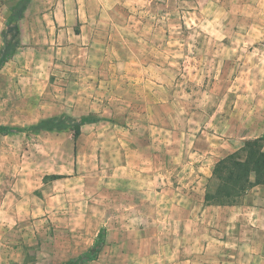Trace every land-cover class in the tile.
<instances>
[{
	"label": "rangeland",
	"instance_id": "rangeland-1",
	"mask_svg": "<svg viewBox=\"0 0 264 264\" xmlns=\"http://www.w3.org/2000/svg\"><path fill=\"white\" fill-rule=\"evenodd\" d=\"M100 2L0 0V125L25 129L0 133V264H64L102 229L80 264H249L228 219L264 213V183L205 194L264 134V0ZM54 118L87 122L27 130Z\"/></svg>",
	"mask_w": 264,
	"mask_h": 264
},
{
	"label": "trees",
	"instance_id": "trees-1",
	"mask_svg": "<svg viewBox=\"0 0 264 264\" xmlns=\"http://www.w3.org/2000/svg\"><path fill=\"white\" fill-rule=\"evenodd\" d=\"M9 55L10 52L6 51L0 57V68L6 63ZM84 122H87V118H83L78 123H74L72 119L54 118L40 121L27 128V130L39 132L54 128L72 129L77 138L81 134V125ZM16 130L25 129L0 125V133H9ZM51 177L59 178L60 175L54 174ZM261 183H264V134L247 139L239 149L215 163L207 184L205 202L220 206L238 204L248 191ZM103 244H105V229L101 230L99 238L87 251L73 257L64 264H80L95 260Z\"/></svg>",
	"mask_w": 264,
	"mask_h": 264
},
{
	"label": "crops",
	"instance_id": "crops-1",
	"mask_svg": "<svg viewBox=\"0 0 264 264\" xmlns=\"http://www.w3.org/2000/svg\"><path fill=\"white\" fill-rule=\"evenodd\" d=\"M87 2H93L95 0H84ZM101 2V7L98 10H106V3L104 2L105 0H100ZM79 10H81V8H79ZM86 10V9H85ZM90 24V23H88ZM86 25L85 27L89 28V25ZM92 32H90V37H92ZM246 200V199H245ZM221 207H234V206H221ZM256 209V207L254 208ZM262 209V208H261ZM240 215H234L233 217L229 218L228 220H230L232 222V220H234L233 218H237V220L239 221V225L242 227V229H238L237 231V235H240V238L243 240L241 241V243L238 244V248L244 253V258L246 259L247 262H249V264H261L260 262H263L264 264V250L263 249H259L260 247L258 246L257 249H254V244L253 242L256 240V242H259V238L256 236L257 231L256 228H254V224H260L261 221V216L264 215V213H255L252 211H248L247 208H244V210L240 211L239 213ZM207 216V215H205ZM210 217H212V224L214 225H219V220L218 219H214V215H209ZM206 218V217H205ZM207 219V218H206ZM210 219V218H209ZM176 221V220H173ZM214 231V229H212ZM217 231V230H216ZM184 230L182 228H180V230H176L172 227H170V229L166 231L167 234L172 235V240L174 241L176 236H180L182 238L181 242L184 243L183 237H184ZM219 233V231H217ZM229 233V231H228ZM233 232L231 231L229 233V235H231ZM154 236H157L159 234V231L156 229L154 230ZM211 239L212 244L215 240L216 241H220L215 239L214 237H209ZM255 239V240H254ZM214 240V241H213ZM170 246L172 247V242L170 243ZM256 252V254L254 253Z\"/></svg>",
	"mask_w": 264,
	"mask_h": 264
}]
</instances>
